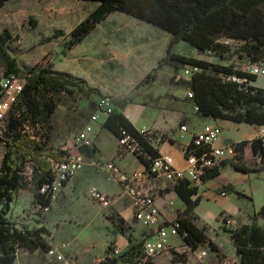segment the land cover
<instances>
[{
  "label": "trees",
  "instance_id": "1",
  "mask_svg": "<svg viewBox=\"0 0 264 264\" xmlns=\"http://www.w3.org/2000/svg\"><path fill=\"white\" fill-rule=\"evenodd\" d=\"M9 0H0L2 9ZM97 1L96 7L70 32L64 42L66 49H72L91 34L98 24L114 11H122L145 22L161 27L172 34L166 55L159 60L156 69L164 64L177 71L183 66H197L185 83L193 92V104L204 117L230 120L250 125H264V87L253 84L256 74L236 67L230 63L214 62L195 56H187L173 51L175 44L186 41L199 52H214L222 60L230 52L233 43L237 44L235 54L248 57L251 64L264 60V0H82ZM36 22H33V25ZM56 30L46 41L63 35ZM12 38L8 29L0 34V54L5 63V74H14L25 80L16 102L9 109L0 141L5 145L0 168V264H14L21 248H40L48 251L50 246L43 234L44 226L38 228H19L8 214L16 196L26 187V170L32 167V180L35 202L42 208L52 205V190L42 193L40 189L51 184L56 174L54 165L66 160L69 149H54L50 146L53 129V115L58 107L59 97L66 93L74 94V89L84 94L98 91L88 87L84 78L63 70H52L49 66L40 69L32 67L23 70L16 59L10 55L6 43ZM147 74L145 80L152 77ZM124 102H114V109L103 122L118 139L124 137L123 131L138 144L140 151L132 152L150 170L153 160L160 157L155 142L170 141L166 135L159 137L155 131L142 132L123 112ZM247 140L232 144L234 155L224 160L220 166L207 170L201 177L207 182L221 174L227 165L246 172L264 170V146L257 137L251 144L256 155L261 157L262 165L245 164ZM193 146L192 142L187 150ZM69 180L63 181L66 186ZM199 183L178 178L173 190L186 207L178 213V234L193 251L209 245L211 251L219 253L218 245L208 235V226L198 222L195 209L201 203ZM225 192L244 195L233 184L222 186ZM224 212L221 213V216ZM231 216V215H229ZM255 217L264 219V205L255 212ZM114 233L126 236L129 247L121 256L111 257V245L106 258L100 264H118L122 260L132 264L135 259L143 264H154L153 258H145L144 239L135 241L132 224L118 215L111 217ZM231 240L240 258V264H264V226L256 222L241 224L229 230Z\"/></svg>",
  "mask_w": 264,
  "mask_h": 264
},
{
  "label": "rangeland",
  "instance_id": "2",
  "mask_svg": "<svg viewBox=\"0 0 264 264\" xmlns=\"http://www.w3.org/2000/svg\"><path fill=\"white\" fill-rule=\"evenodd\" d=\"M97 4V1L82 0H9L0 9V34L5 29L10 31L12 38L6 43V48L23 70L49 66L52 70H63L82 77L88 87L98 90L87 95L75 88L72 95L66 93L60 95L58 107L53 115L50 140V146L54 149H69L76 146L74 143L76 134L89 122L97 101L103 96L111 97L115 103L134 102L142 98L161 110L176 100H180L182 106L193 105V100L187 95L190 89L185 83L191 78L184 73L187 66L176 71L173 66L164 64L156 69L159 60L166 55L172 38V34L161 27L125 12L114 11L97 25L84 43L72 49L65 48L64 42L70 38L71 30ZM33 22L36 24L33 25ZM58 29L63 30L64 34L46 41ZM236 48L237 44L233 43L224 60L214 52L201 53L186 41L175 44L173 51L214 62L232 63L238 68L248 70L251 60L236 55L234 53ZM5 70V63L0 54V83L6 77ZM149 73L153 74L152 77L145 80ZM20 79V83L24 84L25 80ZM172 116L164 114L158 115L157 118L162 117L166 123L171 124ZM183 123L185 120L178 119L175 129H180ZM4 149L5 145L0 141V168ZM248 162L254 164L251 158ZM86 172H91L92 175L84 176ZM25 174L26 187L16 196L8 214L19 228L33 229L44 226L46 232L43 236L50 246L49 250L52 248L59 250L65 255L66 260L73 264H100L106 258L111 245L119 246L116 239L120 234L114 233L111 217L121 216L122 207L131 202L126 201L129 197L119 199L118 195H114L115 201L106 208L90 196V188L99 189L95 181L99 174H102V177L99 178L98 185L102 189L117 191V184L103 169L87 167L76 174L59 190L56 199L48 208H42L35 202L31 165H28ZM251 187L255 208L257 201L260 200V194H264L263 179H254ZM200 188H203L202 184ZM222 192L223 190H218V194ZM240 197L248 205V211L239 219L234 218L230 225L221 221V214H218L217 219L211 224L197 214L198 222L208 226L210 239L222 246L217 253L218 261H215L216 252L211 251L208 244L193 251L180 236H177L172 239L173 246L169 252L153 258L152 262L222 264L228 257L237 264V253L229 230L257 218L251 214V194L245 193ZM205 198L203 206L199 209L201 214L206 208L217 210L220 207L218 201H207L212 199L209 196ZM118 200L121 201L117 202ZM129 222L132 224L133 235L134 232L137 234L134 235L135 241L139 242L143 239L141 234L145 231H142L143 227L135 220L131 219ZM48 251L40 248H21L14 264L65 263L49 256ZM203 251L206 255L202 254ZM119 264L125 263L122 260ZM132 264H143V261L135 259Z\"/></svg>",
  "mask_w": 264,
  "mask_h": 264
},
{
  "label": "crops",
  "instance_id": "3",
  "mask_svg": "<svg viewBox=\"0 0 264 264\" xmlns=\"http://www.w3.org/2000/svg\"><path fill=\"white\" fill-rule=\"evenodd\" d=\"M88 36L76 46H79L80 44L84 43ZM261 63L264 64V60L261 61ZM253 84L260 87H264V77L258 76V79L253 82ZM182 95L184 97V94ZM180 102V100H176L175 102L168 104L167 107H164L161 110L158 107L151 105V103L144 101L142 98L141 100L139 98L134 102L126 103L123 112L139 129L146 128L149 130H153L159 137H161L162 135H166L168 138H172L175 141L174 143H171L170 141L166 140L158 143V138L155 144H157V146L159 147L161 155H169L173 157L174 165L178 169H186L188 167L189 164L185 158L184 148L190 143L192 135L195 132L199 131L202 126L206 123L220 125L223 129L221 138L216 143L217 146L224 147L243 140H247L249 143L245 147V164L249 166L258 167L262 165L261 157L254 153L251 144L252 140L258 137L260 125H247V123H237L230 120L204 117L200 113H198L195 108L196 105L193 104L190 106H182ZM164 114L173 115L171 124L166 123L164 118L162 117L157 118L158 115ZM105 118L106 117L102 116L100 121L93 123V146L89 148L88 151H84L88 163L85 168L80 172L87 169V167H92L103 169L107 173L104 166L108 161H113L114 163H116L128 175H132L135 171L138 170L144 171L143 174L138 177V179L135 181L136 187L145 194L155 196L157 204L159 205L161 210V217L164 220V224H170L171 222L175 221L178 217V213L183 211L186 207L182 199L173 190L175 181L169 180L161 175L150 174L147 171L145 164L142 163L132 151L126 150L125 148L120 146L119 139L109 129L103 127V122ZM180 118L185 120V123L183 124H186L188 128V130L184 133L180 129H175L174 127L176 125V121ZM80 149L81 148L78 146L69 148L71 153H77L80 151ZM232 157L233 154H228V159H231ZM249 158L252 159V162L254 164L248 162ZM96 162H99V164L95 165ZM88 175L90 176L92 175V173L86 172V174H84V176ZM100 177H102V174H99L98 178L95 180L97 187L100 191L113 197V202L115 201L114 195H118L120 197L119 199L126 198L122 195V185L115 180L113 181L117 184V191L110 192L102 189L98 185ZM256 178H261L264 181V170L260 172L246 173L239 171L230 165L225 166L224 168H222L221 174L216 178L211 179L207 182L201 181L199 183V187L202 184L204 190L203 188H199L198 194L193 196V198H196L197 196H200L202 198L201 203L195 209V213L201 215L203 220L206 221L208 224L214 222L217 219L218 214H221L222 212L231 215L230 217L232 219V222L234 218L239 219V217H241V215H243L245 211H248L249 208L248 205L243 202V198L235 192L224 191L225 195H223L222 193L218 194V190L222 191L221 189L223 185L233 184L235 188L240 192L244 194H251L252 203L250 205V209L251 214L254 215L255 212L259 211L260 208L264 205V194H260V200L257 201L256 204L257 207L254 208L253 206L254 193L252 191L251 186L252 181ZM248 184L250 185L248 186ZM208 196L212 199H207V201H218L220 207L217 210L206 208L203 214H201L199 209L203 206L206 200L205 197ZM120 201L121 200H118L117 202ZM126 201L128 203H131L127 206L122 207V209L120 210L121 216L124 217L127 221L133 219L137 224L141 225L143 227L142 231H145L144 234H141V236L142 238H145V236H147L150 231H148L146 227H144L140 222L135 219L132 199L129 197V199ZM253 222L264 226V219L261 217H257L255 220L252 219L248 222L245 221L243 222V224H252ZM134 235H137L136 232H134ZM175 237L177 236H173L171 238L172 245V239ZM116 243L122 249H127L129 247V241L125 236L121 234L118 235ZM216 243L220 250L222 246L218 242ZM234 249L236 251L235 246ZM218 260L219 257L217 256L216 252L215 261ZM237 262V264H240V258L238 254ZM222 264L234 263L227 257L223 260Z\"/></svg>",
  "mask_w": 264,
  "mask_h": 264
},
{
  "label": "built area",
  "instance_id": "4",
  "mask_svg": "<svg viewBox=\"0 0 264 264\" xmlns=\"http://www.w3.org/2000/svg\"><path fill=\"white\" fill-rule=\"evenodd\" d=\"M199 70L200 68L197 66H187L184 73L191 76ZM248 71L257 76L264 77V64H251ZM20 82V77L10 74L0 83V136L3 134L6 115L12 104L17 101L23 89L24 84ZM187 95L190 98L194 96L191 90L188 91ZM114 107V101L111 97L103 96L99 98L96 103V108L90 116L89 122L76 134L75 145L80 148H91L93 146V123L100 121L102 116L107 117L112 113ZM195 108L198 110L197 106H195ZM180 130L183 133L186 132L188 130L187 125L181 124ZM141 131L152 133L151 130L146 128H142ZM222 132L223 129L220 125L211 123L204 124L199 131L192 135L190 141L193 144L192 148L187 150L190 143L184 148L185 158L189 164L186 169L176 168L172 156L161 155L153 160L148 172L150 174L164 176L172 181L178 178H185L200 183L202 175L207 170L220 166L224 160L228 159V154L234 155L232 145L224 147L216 145L221 138ZM123 135L124 137L119 139L120 146L129 151L133 149L140 151V147L129 134L123 131ZM258 138L262 141L264 146V125L260 126ZM87 163V157L83 150L80 149L77 153H70L65 161L54 165L53 169L56 174L55 180L51 184L44 185L40 191L44 193L48 190H52V199H56L59 190L63 187V181L70 180L78 172L83 170ZM97 164H99V162L95 163V165ZM104 167L109 178L122 185V195L132 199L135 219L150 231L149 234L143 238L144 252L146 255L145 259L155 258L161 254L168 253L173 246L171 238L173 236H179L177 231L179 225L176 220L170 224H164V220L161 217V210L155 196L145 194L136 187L135 181L144 171L138 170L132 175H128L113 161H108ZM89 194L103 207H110L113 203V197L95 187L90 188ZM222 194L225 195V192L223 191ZM221 221L227 225L232 223L231 217L226 213L221 216ZM123 252L124 250L121 247L114 246L111 257H119ZM202 254L206 255V252L203 251ZM48 255L55 257L57 260H63L65 262L64 264H73L66 260L65 255L57 249H50Z\"/></svg>",
  "mask_w": 264,
  "mask_h": 264
},
{
  "label": "water",
  "instance_id": "5",
  "mask_svg": "<svg viewBox=\"0 0 264 264\" xmlns=\"http://www.w3.org/2000/svg\"><path fill=\"white\" fill-rule=\"evenodd\" d=\"M81 150L88 151L89 150V147H81Z\"/></svg>",
  "mask_w": 264,
  "mask_h": 264
}]
</instances>
